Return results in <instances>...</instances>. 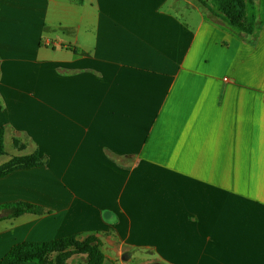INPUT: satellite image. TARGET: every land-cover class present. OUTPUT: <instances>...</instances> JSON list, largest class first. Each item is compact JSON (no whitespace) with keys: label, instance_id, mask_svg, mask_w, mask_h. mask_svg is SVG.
Listing matches in <instances>:
<instances>
[{"label":"crops","instance_id":"0c3cea01","mask_svg":"<svg viewBox=\"0 0 264 264\" xmlns=\"http://www.w3.org/2000/svg\"><path fill=\"white\" fill-rule=\"evenodd\" d=\"M205 3L0 0V165L42 160L0 206L49 211L0 213V259L94 236L102 264H264V0L249 34Z\"/></svg>","mask_w":264,"mask_h":264},{"label":"trees","instance_id":"16d2710c","mask_svg":"<svg viewBox=\"0 0 264 264\" xmlns=\"http://www.w3.org/2000/svg\"><path fill=\"white\" fill-rule=\"evenodd\" d=\"M205 5V0H198ZM247 0H213L216 13L221 15L226 23L233 29L249 34L255 28L249 25L245 20V3ZM214 13V12H213ZM2 154V144L0 139V155ZM42 164V160L37 154L31 156L14 157L8 163L0 166V178H3L18 169H30ZM0 213L4 218L15 219L24 215L42 216L49 214V211L25 202L4 204L0 206ZM66 246H73L78 252L88 254L87 264H102L104 256L95 246L87 247L84 243L75 241V237L68 236L46 243H20L11 248V250L0 259V264H22L33 262L35 264H52L44 256L52 251H59ZM54 264L63 263V257H60Z\"/></svg>","mask_w":264,"mask_h":264},{"label":"rangeland","instance_id":"374dc122","mask_svg":"<svg viewBox=\"0 0 264 264\" xmlns=\"http://www.w3.org/2000/svg\"><path fill=\"white\" fill-rule=\"evenodd\" d=\"M218 14V13H217ZM219 15V14H218ZM221 16V15H220ZM222 17V16H221ZM224 19V18H223ZM225 20V19H224ZM226 22V21H225ZM228 25V24H227ZM250 25V24H249ZM229 26V25H228ZM252 26V25H251ZM240 32V31H239ZM243 33V32H242ZM246 34V33H245ZM35 154V153H33ZM31 154V155H33ZM29 155V156H31ZM13 159V158H12ZM11 160V159H10ZM9 160V161H10ZM9 161H7L6 163H8ZM4 163V164H6ZM2 164V165H4ZM1 166V165H0ZM75 241L78 243H84L87 247H92V246H96L98 248V250L100 251V253L103 255L102 251H101V243L100 241L94 237V236H88L85 237L83 239H77L75 237ZM80 255V256H85L86 259L88 260V254L86 252H78L73 246H66L65 248H63L62 250L59 251H52L49 253H46L44 258L49 261L50 263L54 264V262H56V260L60 257H63V263L66 264V262L68 261V259L72 256V255ZM104 256V255H103Z\"/></svg>","mask_w":264,"mask_h":264}]
</instances>
